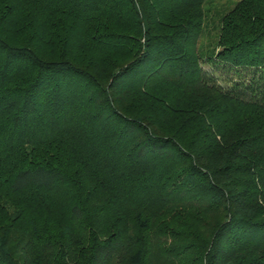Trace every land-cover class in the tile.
Listing matches in <instances>:
<instances>
[{
	"label": "trees",
	"instance_id": "16d2710c",
	"mask_svg": "<svg viewBox=\"0 0 264 264\" xmlns=\"http://www.w3.org/2000/svg\"><path fill=\"white\" fill-rule=\"evenodd\" d=\"M206 1L0 0V264H264V0Z\"/></svg>",
	"mask_w": 264,
	"mask_h": 264
},
{
	"label": "rangeland",
	"instance_id": "374dc122",
	"mask_svg": "<svg viewBox=\"0 0 264 264\" xmlns=\"http://www.w3.org/2000/svg\"><path fill=\"white\" fill-rule=\"evenodd\" d=\"M235 1L236 0H207L203 4L204 27L202 35L198 40L200 52L203 53V51H208L213 45L218 17L228 11ZM203 68L208 70V67L205 65ZM214 76H217L220 80L223 79L222 74L215 73Z\"/></svg>",
	"mask_w": 264,
	"mask_h": 264
}]
</instances>
